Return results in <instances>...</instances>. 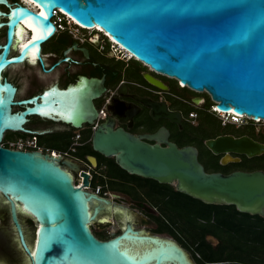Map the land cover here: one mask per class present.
Here are the masks:
<instances>
[{"label": "water", "instance_id": "95a60500", "mask_svg": "<svg viewBox=\"0 0 264 264\" xmlns=\"http://www.w3.org/2000/svg\"><path fill=\"white\" fill-rule=\"evenodd\" d=\"M31 1L35 9L20 1L0 0V32L5 29L4 41L0 36V200L8 206L27 264H193L174 242L140 235L129 225L117 236L97 239L88 224L104 205L109 210V203L73 185L70 159L1 145L5 131L50 132L26 128L31 116L75 129L93 124L98 116L93 100L104 90L103 78L80 75L63 88L55 83L41 93L15 99L16 87L4 73H15L24 63L44 67L41 45L55 34L53 10L59 9L84 28L100 27L153 71L194 91L205 90L221 112L264 120V0ZM40 7L42 13L36 10ZM23 21L33 35L21 43V31H30ZM80 50L88 56L86 48ZM143 76L161 86L149 72ZM54 78L56 72L48 82ZM140 101L154 120L166 118L181 128L179 112L169 111L163 102ZM15 106L21 109L14 110ZM168 133L160 127L134 135L114 128L112 118L96 126L90 141L94 151L114 157L130 174L173 184L178 192L204 203L233 205L239 212L264 217L263 170L207 172L197 148L177 146ZM204 145L221 155L222 165L240 160L231 154L251 158L264 153V143L247 135H217L205 139ZM121 211L120 205L114 206L115 213ZM18 213L36 223L31 244Z\"/></svg>", "mask_w": 264, "mask_h": 264}, {"label": "flooded vegetation", "instance_id": "af4514ba", "mask_svg": "<svg viewBox=\"0 0 264 264\" xmlns=\"http://www.w3.org/2000/svg\"><path fill=\"white\" fill-rule=\"evenodd\" d=\"M19 1L24 3L22 0ZM74 44H76L77 49L73 48ZM80 48H86L88 56H85ZM115 48L118 51L113 52L110 44L95 32L84 36L82 42L73 36L69 37L61 33L60 53L41 51L44 57V67L38 63H36L37 67L24 63L25 65H19L15 69V73L10 74L8 72L6 78L16 87L15 99H23L41 93L55 83L63 88L69 83H74L80 75L103 78L104 90L99 97L93 100V103L97 112L103 106L107 112L98 124L113 118L114 128L121 127L134 135L152 133L160 127H165L169 132L167 137L169 141L174 142L179 147L190 145L180 144L181 140L177 137L176 129L182 131L188 123L195 122L186 116L187 109L194 107L201 111L208 110V100L212 101L210 95L205 90L198 92L187 86L183 88L175 78L150 70L149 67L139 61L138 63L134 59L125 58V51L119 45H116ZM49 58H53L51 63L48 62ZM65 58L67 60H64ZM58 60L60 63L55 64ZM52 65H54L53 68L47 71ZM57 69H60V72L55 71ZM145 71L158 79L161 86L150 84L143 76ZM53 72H56V78L49 83V76ZM141 99L163 102L169 111L179 112L181 128L166 118L157 120L151 118L149 108L140 101ZM13 109L19 110L21 107L15 106ZM110 111H113L116 117H113ZM242 121L245 122L240 124L228 122V124L235 126L250 124L255 129L258 128V125L251 119ZM25 127L37 132L60 130L73 131L74 134L76 131L80 133L78 144L68 152L67 156V159H70L74 164V168L69 170L72 175V183L74 186L81 187L85 191L95 193L106 199L110 207L108 210L106 209L107 205H104L96 219L88 224L90 231L97 239L106 240L117 236L129 225L133 230L141 231L140 235L174 242L184 251L193 264H254V258H257V254H255L249 262L239 258L205 260L199 252V249L205 247V243L215 248L223 242L248 243L254 246L262 245L260 247L264 249V223L226 224V226H220L215 233H209L207 228L210 223H183V215H181L182 217L177 215L176 195L168 187L133 180L127 176H120L117 172L108 175L113 168L112 160L115 162L114 157H106L99 153L105 157L102 159L90 152L84 153L83 157L75 155V153L86 150L88 145L92 149L90 138L82 140L81 131L89 127L92 134L96 127L92 129L90 125L84 124L81 128L75 129L70 125L61 122L53 123L36 116L29 117ZM226 134L235 137L247 135L254 139L248 133L238 135L235 132H230ZM150 142L152 143V141ZM197 150L199 154V149L197 148ZM231 155L238 156L240 159V155ZM90 158L94 159V163ZM62 167L65 166L62 165ZM84 175L87 176L86 184H84ZM95 181H99L97 185L100 186L97 193L94 191ZM160 184L165 185L166 183ZM167 185L176 190L173 184ZM115 205H120L122 211L115 213ZM190 205L187 201L183 207L180 204L178 208L186 213ZM125 213L127 218H125ZM26 217L18 213L26 241L31 244L30 228L36 223H26ZM237 255H239L238 252ZM0 257V264H10V262L2 261L3 257L9 261H13L17 257L25 258L24 252L18 244L14 226L10 221L8 206L3 203L2 198L0 200ZM261 264H264V259L261 260Z\"/></svg>", "mask_w": 264, "mask_h": 264}, {"label": "trees", "instance_id": "16d2710c", "mask_svg": "<svg viewBox=\"0 0 264 264\" xmlns=\"http://www.w3.org/2000/svg\"><path fill=\"white\" fill-rule=\"evenodd\" d=\"M61 33L71 37L67 29L58 30L57 32H55V34L49 40L53 41V47L55 49L54 52L57 53H60ZM1 34L3 38L1 41H4V28L1 30L0 36ZM41 51H43L44 53L49 52L43 47V45H41ZM4 76H8V72H5ZM212 105H215L213 101L208 100V110L201 111L194 107H191L186 110L185 114L187 117L188 114L192 112H195L197 116L195 118V122L188 123L187 126H184V129L182 131L176 129L177 137L181 140L180 144H190L199 149L198 160L204 166L207 172L219 171L222 173H229L234 170L253 171L258 169L264 171V153L251 158H248L244 155H240V160L238 162H229L225 165H222L219 162L220 155H214L205 147V139L213 138L217 135L226 134L230 132H235L238 135L248 133L257 141L264 143V128L258 127L257 129H255L254 126L250 124H245L241 126H235L234 124L228 123L222 124L219 117L210 110V107ZM81 134L82 140H87L91 136V129L88 127L86 130L81 131ZM31 135L32 134H27V136ZM73 135V131L56 130L46 134H36V137L39 144H43L44 146L50 149L64 151L67 150L70 146ZM87 152H90L94 155L100 156L102 159H105L104 156L92 150L90 145L87 146L86 150L75 153V155L83 157L84 153ZM112 165L113 168L109 171L108 175H111L112 172H117L120 176H127L133 180L143 181L145 183L151 182L159 186H166L169 189L173 190L176 195L175 206L177 207V215L179 217H182L181 215H183V223H210V226H208L207 228L209 233H215L220 226H226V224L264 223V217L262 216L239 212L233 205H218L204 203L198 199L192 198L186 194L174 190L173 187H171L170 185L160 184L152 179H147L138 175L129 174L125 170L120 168L113 160ZM97 184H99V181L94 182L95 187ZM187 201L191 205L189 210L185 213L184 210L182 212L178 207L180 204L183 207V205ZM25 222L34 223L29 217L25 218ZM205 244L206 245H204V248L199 249V252L205 258V260L216 261L221 260L223 258H239L242 261L249 262L250 260H252V256L255 254H257V258H254V264H261V260L264 259V249L260 247L262 245L254 246L248 243L223 242L219 244L217 248H215L208 245L207 243ZM237 252L239 253V255H237Z\"/></svg>", "mask_w": 264, "mask_h": 264}, {"label": "built area", "instance_id": "2783aa9c", "mask_svg": "<svg viewBox=\"0 0 264 264\" xmlns=\"http://www.w3.org/2000/svg\"><path fill=\"white\" fill-rule=\"evenodd\" d=\"M52 21H53V23L56 26L55 32H57L58 30L67 29L68 33L71 36H73L74 38H76L77 40H79L80 42L83 41L86 30H94L93 28H91V29L84 28L80 24L76 23L68 15H66V14L64 15L59 9L53 10ZM97 34L99 36H101L102 38H104V41H106L107 43L110 44V48H111V50L113 52L118 51V49L115 48L117 44L115 42H113L110 39V37L103 30L97 32ZM124 51H125V56H124L125 58L129 59L130 57H133L128 51H126V50H124ZM145 66H147V65H145ZM150 70H152V69L150 68ZM210 110L219 117V119L221 120L222 124H225V123H228V122L229 123L231 122V123H234V124H240L241 122L242 123L245 122V121H242V120L251 119L250 117H247L245 115H243L241 117H238L234 113L221 112L220 110H218L216 108L215 105H212L210 107ZM106 112L107 111H106V108L104 106L99 109L98 116H97L96 120L94 121L93 124L90 125L92 127V129H94L97 126L98 122L105 116ZM188 117L192 118V120L194 121L195 118H196V113L195 112L189 113ZM254 122L257 125L260 124V125H262L264 127V120L258 119V120H255ZM79 137H80V133L78 131H76V133L74 134V136L72 138L73 142L71 143V145L69 146V148H68V150L66 152L55 150V149H50V148H47L46 146H44L43 144H39L38 140H37V137L34 134H32L31 136H27V137L19 136V137H17L14 140H8V139H4L3 138L2 142H1V145L5 146V147H8V148H11V149L35 150V151H39V152H44V153H48V154L57 155V156H60V157H63V158L67 159L68 152L70 150H73V148L78 144ZM99 190H100V186L97 185L95 187L94 191L97 193V192H99Z\"/></svg>", "mask_w": 264, "mask_h": 264}, {"label": "rangeland", "instance_id": "374dc122", "mask_svg": "<svg viewBox=\"0 0 264 264\" xmlns=\"http://www.w3.org/2000/svg\"><path fill=\"white\" fill-rule=\"evenodd\" d=\"M94 32L97 33V31H95V30H86L85 31V36L91 35ZM42 45L49 52H54L55 51V49L53 47V41L48 40L45 43H43ZM52 61H53V58H49L48 62L51 63ZM258 126L264 128L260 124H258ZM19 136H23L24 137V136H27V134L26 133L19 132V131H16V132H13V131H5V133H4V139H8V140H14V139H16ZM30 230H31V232H30V239H31V242H32V240H33L34 226H31ZM3 259H2V261H4L5 263L10 262V264H12V263H15V264H27V262H26V260H25L24 257H17L13 261H9L6 257H3Z\"/></svg>", "mask_w": 264, "mask_h": 264}, {"label": "bare ground", "instance_id": "6f19581e", "mask_svg": "<svg viewBox=\"0 0 264 264\" xmlns=\"http://www.w3.org/2000/svg\"><path fill=\"white\" fill-rule=\"evenodd\" d=\"M22 1H24V3L27 4V5H29L31 8H33V9L36 8V5H35L31 0H22ZM36 10H37V11H40V13L43 12V10H42L41 7H40V8H37ZM22 24L24 25V27L28 28L30 31H26V32H24V30L21 31V37H22V41H21V43H22V42H25L26 40H28L29 38H31L32 35H33V30H32V28H31L30 26H28L24 21L22 22ZM21 27H22V25H21ZM24 27H22V28L25 29ZM95 29H96L97 31H102V29H101L100 27H97V26H95ZM25 30H26V29H25ZM182 85H183V84H182ZM227 113H233V112H232V111H229V112H227ZM236 116L241 117V116H243V115H238V114H236Z\"/></svg>", "mask_w": 264, "mask_h": 264}, {"label": "clouds", "instance_id": "9594fccd", "mask_svg": "<svg viewBox=\"0 0 264 264\" xmlns=\"http://www.w3.org/2000/svg\"><path fill=\"white\" fill-rule=\"evenodd\" d=\"M63 13V12H62ZM64 14V13H63ZM65 15V14H64ZM95 31H97L96 29H94ZM97 32H99V31H97ZM129 59H134V60H136L135 58H133V57H130ZM138 61V60H137ZM140 62V61H139ZM180 85V84H179ZM181 87H185L184 85H180ZM254 121V120H253Z\"/></svg>", "mask_w": 264, "mask_h": 264}]
</instances>
